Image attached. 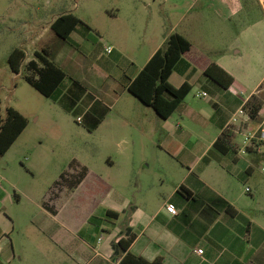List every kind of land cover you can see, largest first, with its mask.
I'll use <instances>...</instances> for the list:
<instances>
[{
	"label": "crops",
	"instance_id": "crops-1",
	"mask_svg": "<svg viewBox=\"0 0 264 264\" xmlns=\"http://www.w3.org/2000/svg\"><path fill=\"white\" fill-rule=\"evenodd\" d=\"M164 2L170 3L169 25L151 27L161 10L147 3L143 6L146 23L139 26L136 24L139 19L135 23L131 21L128 24L131 34L123 41L114 34H105L114 47L109 54L104 44L91 40L94 28L83 21L74 26L65 40L55 34L51 25L60 15L73 13L82 20L71 11L59 13L50 22L36 19L25 30L27 42L34 44L50 34V42L44 41L42 45L44 55L66 72L56 100L68 91L72 79H76L86 85L90 94L78 101L84 113L104 98L111 107L97 106L99 110L108 109L103 122L111 109L123 101L126 110L120 115L133 134L138 133L137 127L141 131L135 114H147L152 107L130 93L129 83L170 35L179 33L192 44L181 54L169 77L174 86L188 83L191 90L169 117H162L153 108L160 122V150L172 161V170L183 174L181 183L156 209L138 201L131 208L130 197L114 189L117 178L106 176L104 179L74 160L73 172L63 175L51 187L34 222L39 233L54 241L60 250L56 264H120L127 253L149 262L161 259L164 264H264V182L253 179L256 172L264 173V146L249 147L246 153H241L238 140H242V135L235 132L238 123L232 122L253 95L264 105V0ZM119 16L120 11L109 14L111 20ZM80 44L83 51L78 49ZM25 52L22 70L33 74L26 65L36 60L42 66L36 57L40 50L32 52L36 58ZM212 63L233 78L227 87L205 73ZM71 64L80 73L83 69L82 73L92 74L87 83L71 76ZM220 75L225 82L229 81L226 74ZM202 93L206 95H199ZM196 99H203L206 104L201 105ZM152 116L149 121L153 120ZM258 120L261 122L260 117ZM258 124L252 121L250 127L255 129ZM226 131L233 132L235 137L230 145L222 144L225 149L222 151L215 142ZM82 167L87 173L76 183L74 173ZM250 180L253 184L245 186ZM181 186L191 195L181 194L178 191ZM84 194L88 196V203ZM15 197L18 199L19 195L16 193ZM100 204L105 207L99 208ZM166 204L175 205L178 213H170ZM227 204L233 206L235 214L227 211ZM99 228L105 231V239L98 234L93 246L86 245L80 235L82 231ZM130 236L133 239L129 248L120 251L118 239ZM13 244L0 225V264H11L17 257L25 258L28 249L19 246L17 253ZM52 247L35 246V249L33 246L31 250L39 251L49 264L52 258L48 251ZM198 249H203V253H198Z\"/></svg>",
	"mask_w": 264,
	"mask_h": 264
},
{
	"label": "rangeland",
	"instance_id": "rangeland-1",
	"mask_svg": "<svg viewBox=\"0 0 264 264\" xmlns=\"http://www.w3.org/2000/svg\"><path fill=\"white\" fill-rule=\"evenodd\" d=\"M147 3H151L155 10H161L159 17L152 20L151 27L169 25L172 13H169L170 3L164 0H0L1 107L5 113L7 106H13L29 121L18 140L0 157V225L5 229L6 236L13 239L17 253L19 246L28 249L25 258L20 260L17 257L11 264H48L35 246H54L48 251L52 258L49 264H56L60 250L55 247L54 241L39 233L34 222L51 187L63 175L73 172L74 160L87 165L104 179L106 176L117 178L114 189L130 197L131 208L138 201L142 204L147 202L156 209L181 183L183 174L172 170V161L160 150V122L159 117L154 116L153 108L147 107L151 108V111L145 112L147 114H135L141 127L139 131L136 126L138 133H131L127 121L120 115L126 110L123 101L111 109L98 128L90 129L92 124L84 109L65 111L54 101V97L44 96L28 83L23 70L22 74L14 73L8 62L15 47H22L29 54L39 49L44 54L42 45L44 41L50 42V34L37 44L26 40L25 30L36 19L50 22L59 13L74 12L94 28L91 40L106 46L112 44L105 34H114L123 41L131 34L128 27L131 21L135 23L139 19L136 23L139 26L146 23L143 6ZM113 11H120V16L111 20L109 14ZM82 48L83 44H80L78 49ZM30 57L36 58L33 53ZM70 68L71 76L84 79L85 83L92 77V74L82 73V68L80 73L74 64ZM196 101L206 104L203 99ZM100 104L111 107L104 98H101ZM148 115L152 116V121L148 120ZM258 121V117L254 118V122ZM238 143L241 145L242 141L239 139ZM78 171L74 174L77 175ZM253 179L264 182V173L256 172ZM252 184L253 180H250L245 186ZM85 196L87 202L88 196ZM104 207L99 205L101 209ZM98 234L105 239L103 228L87 229L80 235L86 245L93 246ZM28 246L35 249L31 250L33 248Z\"/></svg>",
	"mask_w": 264,
	"mask_h": 264
},
{
	"label": "trees",
	"instance_id": "trees-1",
	"mask_svg": "<svg viewBox=\"0 0 264 264\" xmlns=\"http://www.w3.org/2000/svg\"><path fill=\"white\" fill-rule=\"evenodd\" d=\"M78 22H82L79 17L73 13H65L55 19L51 25V29L58 37L65 40ZM191 45V41L179 33L170 35L165 44L153 54L139 74L129 83L128 90L130 93L144 104L154 108L162 117H169L191 90V86L188 83H185L181 87H176L169 80L174 65L181 57V54L191 48ZM36 57L42 63V66H39L36 60H30L26 68L33 70V74L24 72V78L41 94L46 97H54V100H56L59 94V87L66 77V72L44 54L37 52ZM25 59L26 52L23 48L15 47L12 50L8 62L14 73L19 74L21 72ZM205 73L225 87L233 81V78L215 63L210 64L206 68ZM221 73L229 77L228 82L221 79ZM35 74L37 77L34 76ZM85 96L87 98L90 97L88 88L76 79H72L68 91L56 101L66 111L73 112L74 110L82 109L78 101L82 100ZM1 105L2 100L0 98V157L6 154L12 144L25 130L29 122L26 115L13 106H7L5 113H3ZM97 106L100 107V101H96L91 110L85 113L89 117V123L92 124L89 126L90 129H95L106 114L107 108L99 110ZM261 106L262 100L257 95H253L246 103V107L249 109L253 118L257 117ZM233 137H235L233 132L226 131L220 140L215 142V146L224 151L225 149L221 147L222 144L226 143L230 145ZM86 173V168L82 167L77 172V175L74 174L76 183H79ZM178 191L186 196L191 195L184 186H181ZM226 209L232 215L236 213V210L231 204H227ZM115 215L117 216V214ZM132 239L133 236L118 239L117 247L119 250L127 251ZM120 264L164 263L161 259L149 262L131 253H127Z\"/></svg>",
	"mask_w": 264,
	"mask_h": 264
},
{
	"label": "built area",
	"instance_id": "built-area-1",
	"mask_svg": "<svg viewBox=\"0 0 264 264\" xmlns=\"http://www.w3.org/2000/svg\"><path fill=\"white\" fill-rule=\"evenodd\" d=\"M113 49L114 47L112 45L105 46V52L108 54L111 53ZM199 95L205 96L206 93ZM257 117L261 118V122H259L257 128L252 129L250 123L252 121L254 122V118L245 104L232 119V122L238 123L239 125L235 132L242 135V143L239 145V151L241 153H246L249 147L260 148L264 146V105L261 106ZM78 119L80 120L81 118ZM246 125L247 127H245ZM262 171H264V166L262 167ZM249 190L250 189L247 188V191ZM166 209L172 214L178 213L177 208L173 204H166ZM197 252L201 254L203 253V249H198Z\"/></svg>",
	"mask_w": 264,
	"mask_h": 264
}]
</instances>
